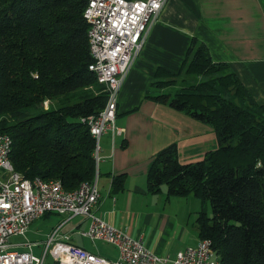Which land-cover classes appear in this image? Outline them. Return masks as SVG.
Instances as JSON below:
<instances>
[{
    "label": "trees",
    "instance_id": "trees-1",
    "mask_svg": "<svg viewBox=\"0 0 264 264\" xmlns=\"http://www.w3.org/2000/svg\"><path fill=\"white\" fill-rule=\"evenodd\" d=\"M89 1L0 0V131L13 139L16 171L59 179L67 190L97 175L96 139L85 118L99 114L108 99L90 69ZM190 50L179 73L160 69L154 84H176L184 71L190 83L173 94L148 96L211 125L219 147L188 163L180 161L175 144L160 150L148 173L149 190L158 193L166 184L170 196L210 202L213 213L203 207L197 223L220 264H264V104L230 64L212 59L204 43L194 40ZM82 88L91 92L77 102L46 105ZM30 108L38 112L26 115Z\"/></svg>",
    "mask_w": 264,
    "mask_h": 264
},
{
    "label": "crops",
    "instance_id": "crops-1",
    "mask_svg": "<svg viewBox=\"0 0 264 264\" xmlns=\"http://www.w3.org/2000/svg\"><path fill=\"white\" fill-rule=\"evenodd\" d=\"M194 40L208 47L214 61L230 64L264 104V0H168L120 88L116 124L123 130L108 131L100 139L97 215L142 239L155 253L171 257L200 241L197 218L202 208L193 195L170 196L166 184L160 192H151L148 173L153 159L175 144L181 162H195L217 149L219 141L211 125L148 95L171 91L154 84L156 74L160 69L179 73ZM53 214L34 221L23 236V241L35 243L34 252L41 248L43 254L49 236L58 231L70 235L74 244L118 258L115 245L83 235L90 226L87 215L58 214L44 228Z\"/></svg>",
    "mask_w": 264,
    "mask_h": 264
},
{
    "label": "built area",
    "instance_id": "built-area-1",
    "mask_svg": "<svg viewBox=\"0 0 264 264\" xmlns=\"http://www.w3.org/2000/svg\"><path fill=\"white\" fill-rule=\"evenodd\" d=\"M167 1L90 0L85 9L93 57L90 66L98 68L111 94V101L99 114L85 118L92 119L99 134V144L95 146L97 164L101 160L102 135L123 130L116 124L120 88L144 46L151 23ZM7 135L0 132V264H215L217 253L210 239L201 238L198 244L179 250L173 257L164 256L150 250L142 239L98 216L96 209L101 200L98 171L93 181H84L75 189L78 202H69V197L58 195L54 179H30L2 170ZM48 213L87 215L91 221L83 235L115 245L118 258L74 244L70 235L62 236L58 231L49 236L42 255L32 249L35 243L12 240L14 236H25L32 223Z\"/></svg>",
    "mask_w": 264,
    "mask_h": 264
},
{
    "label": "rangeland",
    "instance_id": "rangeland-1",
    "mask_svg": "<svg viewBox=\"0 0 264 264\" xmlns=\"http://www.w3.org/2000/svg\"><path fill=\"white\" fill-rule=\"evenodd\" d=\"M176 80H177L176 84H172V85L168 86L171 89V91H169L170 94L175 93V91L178 88H180L182 86V84H189L190 83V76H188L187 73L184 71V72H182L181 75L176 77ZM101 88L106 90L105 86L99 83L98 89L100 90ZM99 90H97V91H99ZM90 92H91L90 89L82 88V89L76 90L74 92H70V93H67L64 95H59V96L52 98V100H50L48 102V105H49V107H52V108H58L59 106H62L64 104L77 102L82 98L83 95L88 94ZM43 105H44L43 106L44 108L47 107V106H45V104H43ZM26 111H27L26 115H33V114H36L38 112V109L30 108V109H26ZM2 121H3V118H0V128L3 125ZM12 121H13V119H11V118H8L7 120L4 118V122L7 124H11ZM198 203H199V205L201 203V205H200L201 208L205 207L207 212L210 215L213 213L212 212V206H211L210 202L207 201L206 203H204L203 200L198 198ZM51 216L52 217L46 219L45 222H47V225L44 228H46L47 226H50L51 223H54L55 220L57 219V217H60L61 215L53 214ZM193 221H195V217L193 218ZM23 239H24L23 236H14L12 240L17 242V241H23ZM35 252L38 255L42 254L41 248L35 249ZM48 260H49V256H48Z\"/></svg>",
    "mask_w": 264,
    "mask_h": 264
},
{
    "label": "bare ground",
    "instance_id": "bare-ground-1",
    "mask_svg": "<svg viewBox=\"0 0 264 264\" xmlns=\"http://www.w3.org/2000/svg\"><path fill=\"white\" fill-rule=\"evenodd\" d=\"M90 69L96 74L98 80L101 83L105 84L104 78L100 74V71H98V68H96L95 66H90ZM108 101H111V94H108L106 105H108ZM88 123L90 125L89 127H91V132L96 139V144H99V134H98V131L96 130V127H94V122L92 121V119H89ZM11 147H13V139L10 136V134H8L6 137V146H4V159H2V170H10L13 173V175H22L20 172L15 170V167L13 166L12 162H9V160H11V152H12ZM96 163H97V160H96ZM98 165L99 164H97V169H98ZM54 183L56 184V187L58 188L59 196L69 197V202H78V193H75V189L67 190L65 186L63 185L62 181L59 179L57 180L54 179ZM214 263L220 264L217 254L214 255Z\"/></svg>",
    "mask_w": 264,
    "mask_h": 264
}]
</instances>
